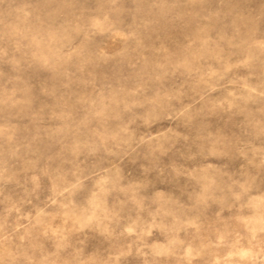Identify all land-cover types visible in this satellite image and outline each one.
<instances>
[{"label":"rangeland","instance_id":"374dc122","mask_svg":"<svg viewBox=\"0 0 264 264\" xmlns=\"http://www.w3.org/2000/svg\"><path fill=\"white\" fill-rule=\"evenodd\" d=\"M0 264H264V0H0Z\"/></svg>","mask_w":264,"mask_h":264}]
</instances>
